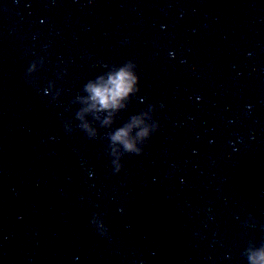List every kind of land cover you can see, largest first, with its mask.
I'll list each match as a JSON object with an SVG mask.
<instances>
[{"label":"water","instance_id":"water-1","mask_svg":"<svg viewBox=\"0 0 264 264\" xmlns=\"http://www.w3.org/2000/svg\"><path fill=\"white\" fill-rule=\"evenodd\" d=\"M128 60L140 91L113 128L149 105L161 127L116 173L109 130L89 139L72 101ZM250 243H264V0H0V264H248Z\"/></svg>","mask_w":264,"mask_h":264},{"label":"clouds","instance_id":"clouds-1","mask_svg":"<svg viewBox=\"0 0 264 264\" xmlns=\"http://www.w3.org/2000/svg\"><path fill=\"white\" fill-rule=\"evenodd\" d=\"M44 64L45 58L38 57L27 69L26 77H32ZM137 69L138 65L133 60L120 65L114 64L107 72L90 79L83 86L84 94H77L72 101L73 104L80 105L75 112V119L79 121L76 127L83 131L89 139L95 140L99 135L96 123L99 127L109 130L106 133L109 140L107 154L112 157L116 173L124 167L121 162L124 155L126 153L141 155L144 146L161 127L154 115L156 106L149 105L146 110L130 116L122 126L113 128L119 118L118 113L127 110L132 97L140 91V77ZM66 71L65 69L64 73ZM64 73L60 74L61 78ZM44 92L46 95L51 94L53 101L62 94V90L56 89L54 81L49 82ZM65 127L70 130L71 121L67 122ZM99 217V213L94 214L92 225L101 236H107L108 229ZM243 255L247 258L248 264H264V243L259 246L250 243Z\"/></svg>","mask_w":264,"mask_h":264}]
</instances>
